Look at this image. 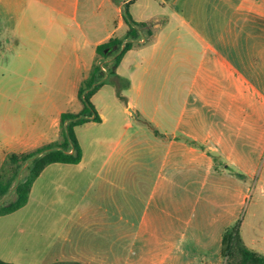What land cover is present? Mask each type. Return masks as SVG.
I'll list each match as a JSON object with an SVG mask.
<instances>
[{
  "label": "crops",
  "instance_id": "1",
  "mask_svg": "<svg viewBox=\"0 0 264 264\" xmlns=\"http://www.w3.org/2000/svg\"><path fill=\"white\" fill-rule=\"evenodd\" d=\"M259 1L0 0V76L16 81L0 88L11 114L4 128H15L19 95L51 110L37 135L0 137V170L8 155L56 142L61 115L81 111L78 92L96 48L125 37V10L137 22H153V37L116 69L129 82L126 101L106 83L92 96L101 121L75 128L81 161L46 166L26 205L0 216V260L137 264L130 258L135 242L159 237L160 246L148 250L152 261L142 264H194L213 234L223 257V236L237 223V201L247 200L255 176L257 129L264 136L257 40L251 30L241 36L242 13L251 29L264 12ZM49 171L65 184L64 194L38 200L44 187L40 195L36 187ZM54 214L45 227L54 234L47 249L57 250L48 251L44 216Z\"/></svg>",
  "mask_w": 264,
  "mask_h": 264
},
{
  "label": "trees",
  "instance_id": "2",
  "mask_svg": "<svg viewBox=\"0 0 264 264\" xmlns=\"http://www.w3.org/2000/svg\"><path fill=\"white\" fill-rule=\"evenodd\" d=\"M123 18L128 26L123 39L112 38L96 48V58L88 77L81 83L78 97L82 109L78 113H63L60 118V140L39 147L33 151L7 156L0 171V216L17 211L26 205L32 185L44 168L53 163L77 164L82 159V149L78 142L75 128L89 122H100V116L92 102V96L106 83L116 84L117 96L126 101L122 91L129 82L120 78L116 69L124 55L135 45L149 42L153 37V22H137L125 10ZM144 40V41H143ZM136 120L150 128L157 136L162 137L152 123L136 115ZM27 175L22 176L24 170ZM14 190V199L2 205L3 199ZM222 255H236L238 264H264V255L247 248L239 234V225L228 229L222 241ZM0 264H12L0 260ZM54 264H80L59 262Z\"/></svg>",
  "mask_w": 264,
  "mask_h": 264
},
{
  "label": "rangeland",
  "instance_id": "3",
  "mask_svg": "<svg viewBox=\"0 0 264 264\" xmlns=\"http://www.w3.org/2000/svg\"><path fill=\"white\" fill-rule=\"evenodd\" d=\"M250 0H241V5L248 4ZM258 5H261V1L258 0ZM259 11V10H258ZM137 15V14H136ZM248 13H242V34L241 36H249L251 30V36L255 37L257 40V50H258V60L256 62V70H257V82L259 87L264 89V12L257 13V23L252 26L251 29L249 27V23L247 22ZM244 20L246 23L244 25ZM244 25V26H243ZM15 78L12 76H0V88L3 89L7 84L16 83ZM18 95V94H17ZM20 99L16 104V108H14L15 112V128L7 125L4 128L3 123L6 122L9 124L10 121V108L8 107L9 103L7 97L4 94H0V137L3 138L4 133L13 134L16 136L23 135L26 132H30L31 135H37L38 132L43 128V126H48L47 119L44 120V113H47V116L51 110H44V107L41 108L37 103H25L23 96L19 95ZM18 97V96H17ZM257 112H264V107L259 103V96L257 99ZM258 129L257 140H256V148L255 153L251 158V162H253V166H256L255 176L251 178V188L248 192L247 200H238L237 201V223L239 225V234L241 239L245 243V245L261 255H264V136L259 135ZM59 138L57 141L60 140ZM47 145V144H46ZM7 158V157H6ZM5 162V161H4ZM3 166V165H2ZM1 171V170H0ZM27 175V171L24 168L21 177ZM42 187H44L43 195L41 194ZM65 184L57 182V177L55 172L49 171L44 177V186L42 185V181H39L37 185L36 195H40L38 200H57L58 193L60 195L64 194ZM14 199V190L12 189L10 194L6 196L2 205H7ZM48 203V201L46 202ZM44 204V208H54L56 209V205H46ZM56 219V214L53 217L49 218L48 215L44 216V249L48 251L57 250V245H52L49 249L47 247L51 245L53 235L48 237V229L50 226H46L49 220L54 223ZM55 227V226H53ZM23 233L19 231L18 235L22 236ZM163 238L159 237H148L142 238L141 241L135 242V250L130 254L131 262H135L137 264H142L144 262H148L151 258L153 259L152 254L148 253V250L153 246L156 247L160 244ZM203 239L204 238H199ZM221 239V238H220ZM207 243L209 250L207 252L198 253L196 255L197 259L193 261L197 262L196 264H238L239 258L236 255H230L228 257L221 256V246L219 242V237L216 234L207 238ZM160 246V245H159ZM158 246V247H159ZM157 248V247H156ZM155 248V249H156ZM195 255V254H194ZM152 256V257H151ZM193 256V254L191 255ZM150 261V262H151Z\"/></svg>",
  "mask_w": 264,
  "mask_h": 264
},
{
  "label": "built area",
  "instance_id": "4",
  "mask_svg": "<svg viewBox=\"0 0 264 264\" xmlns=\"http://www.w3.org/2000/svg\"><path fill=\"white\" fill-rule=\"evenodd\" d=\"M144 41V40H143Z\"/></svg>",
  "mask_w": 264,
  "mask_h": 264
}]
</instances>
